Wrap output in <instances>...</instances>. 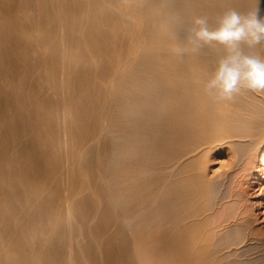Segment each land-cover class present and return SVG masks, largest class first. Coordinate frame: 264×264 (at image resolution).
Returning a JSON list of instances; mask_svg holds the SVG:
<instances>
[{
    "label": "rangeland",
    "instance_id": "374dc122",
    "mask_svg": "<svg viewBox=\"0 0 264 264\" xmlns=\"http://www.w3.org/2000/svg\"><path fill=\"white\" fill-rule=\"evenodd\" d=\"M50 1H51V3H50ZM56 1H57V3H56ZM56 1L55 0H48V2H47V0H20V2H18V0H5V1L0 0V2H1L0 6H2V7H0V25L3 26L2 28L4 31V32H0V37H1V40L3 41V43H2L3 47H2V45L0 46V50L3 49L2 51H0V73L3 74V75L0 74V105H1L0 117H2V118H0V120H1L0 121V127L2 126L0 128V176L2 175V179H3V174H6V175L10 174L11 176L10 175L9 176H10L12 181L16 182L19 179V181L22 182V184H23V182H26V185L23 184V186H21V185L17 186L18 185L17 184L16 185L17 187L12 188L13 191L6 189L2 180L0 182V194H1L0 195V209H1L0 210V229H1L0 230V241L3 244V245H0V247H1V249H4V248L6 249V250L4 249L3 251H0V257H1L0 258V261H1L0 264H18L20 262H21V264H24L25 260L27 262L25 264H37V262H40L41 264H49L50 261H47V260H50V258H51V264H65V263L66 264H75V263L78 264V262H79V264L81 262H84L81 264H97L98 262L100 264H102V263L103 264H110V263L111 264H140L139 260L137 259V257L140 258V256H138L137 253L140 254L141 257L142 256L146 257L147 252L144 253L145 255H143L142 254L143 252H136L134 250V248H133V239H134L133 237L134 236H133V233H131L127 229L128 224L125 222V217L127 215H129L130 213H133L135 211V209L137 210L138 209L137 207L140 208L141 205H142V207H144L146 205H150L151 202H155L156 201L155 199L158 198L156 195V192H155L156 191L155 187L157 186V179H158V176L160 174L159 170H160V164L161 163H160L159 158L156 156L157 149L159 146V138H158V135L156 134V132H154V131H157V128H158L157 126L159 125V120H158V118H156L157 115L159 114L158 113L159 107H156V105H158L157 102H159V98L161 97V93L165 92V91H163L162 86L160 85L162 83L161 79H162L163 75L165 76L168 73L171 74L170 72L175 71V69L178 70V67L180 65L182 66V64L189 59H194V58L204 59L206 56L204 51H206V50H203V51H201L199 53H195V54L189 52L183 56L176 55V53L174 51L175 46L177 44H182L184 42V36H185V33L183 31L184 27L181 26L180 28H176L174 25H172V23H169L168 11L165 9V7H162V6H159L160 8L155 7L157 9V11L155 8H152V9H150L151 11H149V12L147 11L145 13L146 16L143 19L145 21V22H143V25L146 28L143 29L144 27L141 26L142 27L141 32H143V33H141L142 34L141 38L144 40H147L146 37H148V35L151 34V32L155 28H157L159 20H162L163 24H162L161 34H162L163 40L160 43L156 44V46H153V47L148 48L146 50L142 49V52L141 51L138 52L139 54L136 53V55L134 57H137V58H134L133 59L134 61L132 60L131 64L127 66L128 69L126 68L123 70V72L119 73L118 78H116V80L112 84V83L108 82V80L111 78L110 77L106 78V79H108V80H106L105 77L101 76V74H102L101 72H103L108 67L109 63L112 62L113 65L115 66L118 63L119 59H120L119 62L121 61V58H122L121 53L123 52V49L127 46L123 43L127 44L126 41L128 39V36L130 35V32L129 33L125 32L123 30V26L120 27V25H122L121 22L124 24L127 23V22L125 23L124 19H127V20L129 19L128 23H133V21H135L134 15L131 16L130 12L128 13V10L125 11V9L123 7H122L123 10H122V8L121 9L117 8V4H118L117 2H119L120 0H118V1H116V0H107V1L106 0H94L95 3L93 0H90L91 2L93 1L91 4L95 5L97 3V6H99V8H102V10L105 12L104 13L102 11V15H104L107 19L111 15L109 17V19L111 18L113 20L112 21L110 19L108 22V25L103 24L104 20H102L103 23H102V21H101V23L103 25H100L101 23L100 24L98 23V24L93 26L92 22L96 19H95L94 14L91 13L92 11L89 12V9H90L89 5H91L90 1H88V0H71V1L68 0L66 2H63L61 0L60 1L56 0ZM124 1L127 3V0H124ZM186 1L189 2L188 0H186ZM247 2H250V1L249 0H247V1L246 0L245 1L244 0H232L231 3L229 4L230 6L228 5V8L229 7L230 8H236L237 10H240L242 8L243 9L247 8V5H249V6L250 5L254 6V4L257 5V3H253V2H250L249 4H247ZM258 2H259L258 6L260 7L259 9L264 10V0H263V2H262V0H260V1L258 0ZM58 3H59V5H57ZM218 3L220 4L221 2H218ZM218 3L212 2L213 6H215V4H217V5L214 8L206 6L203 8L204 10L203 9L201 10V12L204 11L206 14L219 13V12L223 11L222 9L227 8V7L223 8L224 6L222 7V5H219ZM10 4L14 8L10 7L11 6ZM62 4L66 5V6L68 4V6L66 7V6H63ZM7 5H8V7H7ZM61 6H63V7H61ZM72 6H74V8H72ZM217 6L221 7L222 9L217 8ZM254 7H256V6H254ZM22 8H24L25 10H26V8H28L25 11L26 13L24 12V9H22ZM45 9H47V10L45 11ZM86 9L88 10V12L86 11ZM20 11H21V13H20ZM24 13H25V15H24ZM54 13H56V14H54ZM125 14H127V15L124 18ZM34 15H36V16L34 17ZM62 15H64V16H62ZM10 16H11V18H10ZM46 16L49 18L48 22H47V20H45V19H48V18H46ZM66 16H67V18H66ZM128 16H131L132 19H130ZM147 16H149V17H147ZM23 17H25V18H23ZM115 17H116V19H115ZM118 17H119V21H118ZM185 17H184V20L189 21L188 23H190V19H187ZM58 18L59 19L61 18L60 19L61 21H59ZM63 18L65 19V21ZM43 20H45V21H43ZM119 22H120V25H118ZM80 23H82V24H80ZM116 23H118V24H116ZM5 24H7L9 27ZM49 24H50V26H49ZM77 25H83V28L79 31H77L76 29L74 31V26H77ZM4 26H7L8 29L7 28L5 29ZM27 26H29V29ZM114 26H116V27L114 28ZM118 26L120 28H122V29H120L121 31L119 29H117ZM10 27H12V28H10ZM16 27H17V29H15ZM71 28H73V29H71ZM11 29H14V30L11 31ZM9 30H10V32H9ZM102 30H103V32H102ZM122 30L125 33H123ZM145 30H147L146 33H145ZM25 32H27L29 35L28 34L26 35ZM108 32H109V34H108ZM115 32H117V33L120 32L118 35L121 38L118 36L116 37L115 35L117 33L115 34ZM3 33H5L6 35ZM102 33H104V34H102ZM121 33L123 35H125V37H127V39L125 38L126 40L124 38H122ZM31 34H33L32 35L33 38H31ZM45 34L48 35V37H50V39H49V41H47V43L44 44V43H41V38H42V35H45ZM110 34L111 35L113 34L112 36H114V37H112ZM62 35H64L65 37ZM27 36H29V37H27ZM6 37H7V40L5 41ZM12 38H13V41H12ZM30 38L32 40H34V42L33 41L31 42ZM110 38H112L114 41L112 42V39H110ZM19 39H21V43H20ZM29 39H30V41H29ZM85 39H87V40H90V39L93 40L94 39L95 41L94 42L93 41L87 42V41H85ZM99 39H104V41H101L102 42L101 43V42H99L100 41ZM22 40H24L25 42H23ZM27 40L30 43L29 45L25 44ZM56 40H57V42H56ZM83 40L87 43H85ZM28 41H27V43H28ZM53 41L55 43H53ZM96 41H97V43H96ZM13 42H16V43H13ZM90 42H92V44L89 46ZM8 43H11V44H8ZM19 43H20V45H19ZM33 43L35 46H37L38 44L40 46L39 45L37 46V48H38L37 52L32 53L29 50L31 49V47H33ZM93 43L96 45L98 44L97 46H99L98 50L99 51L101 50L100 52L104 51V48H103V50L101 49L102 47H104V46H106L107 48L110 47V51L112 50L114 56L112 54L107 55L106 52L104 55V53L102 52L103 55L97 56V58L93 57L95 59L92 60V62H91V60H90L91 57H89L88 53L91 50L90 48H91V46H93ZM75 44H78L79 45L78 48L80 47L82 50L80 48L78 49L79 51L76 50L74 48ZM84 44H86V45H84ZM100 44H102L101 47H100ZM108 44L111 46H108ZM6 45H8L9 47ZM14 45H15V47H14ZM24 45H25V47H24ZM5 46L7 47V49H9L7 51H10L12 54L11 53L10 54H4V53H9V52H6ZM11 47H14V48H11ZM112 47H113V49H112ZM22 48H24V49H22ZM25 48L29 49V50L27 51ZM14 49H15V52H16V50L18 52H16V53L13 52ZM108 50H109V48H108ZM21 51H23L24 55L21 53ZM109 52H107V53H109ZM20 53L22 55H20ZM16 54H18V55H16ZM25 54H28V56H26ZM64 54H65V57H64ZM66 54H68V55H66ZM77 55H78V57L76 58ZM24 56H26V57H24ZM87 56H88V58H87ZM4 57L5 58L8 57L7 60L5 59L6 60L5 62H4ZM45 57H47V59ZM10 58H14V59H10ZM25 58H27V59H25ZM41 58H43V59H41ZM62 58L65 60H63ZM93 58H91V59H93ZM9 59L12 61L14 60L12 62V64H11V61ZM170 59H172V62L169 61ZM83 61H84V63H83ZM93 61H95V62H93ZM115 61L117 62L116 64H115ZM6 62H9V63H6ZM49 62H50L51 66L53 64L52 67H50V65L48 64ZM26 63H28V64H26ZM25 64H26V66H25ZM36 64H37V66H36ZM5 66H7V67L4 69ZM53 67H55V68H53ZM52 68L54 69L53 71L55 73L52 70L50 71V69H52ZM65 68H66V70H65ZM16 69L17 70L19 69V72ZM68 69H69V72L67 71ZM92 69H94V70H92ZM59 71H61V72H59ZM64 71L67 73H64ZM52 72L54 73V75H52L53 74ZM26 74H28V75H26ZM93 74H94L96 80L93 79V77H94ZM133 74H134V77H133ZM34 75H36V77ZM51 75H52V78H51ZM56 75H57V77H56ZM1 76L3 78H1ZM26 76H27V79H26ZM53 76H55V78ZM75 77H76V79H75ZM155 77H156V79H155ZM48 78H50L49 81L55 79L54 81L55 82L57 81L56 84L54 83V81H52V83L55 84V85L54 84L52 85V83L48 81ZM132 78H133V80H132ZM117 79L119 81H117ZM152 79L154 81L151 82ZM91 80H94V81H91ZM74 82L76 83V85H74L75 84ZM96 82H98V83H96ZM59 83H61V84H59ZM16 84L18 86L20 85L21 87L23 86V89H21V92L19 95L17 94L18 93V91H17L18 86ZM92 84H94V86ZM1 86H3V87H1ZM59 86H60V89H59ZM95 86H97V87H95ZM28 87H30V88H28ZM62 87H63V89H62ZM98 87H100L101 90H99L100 88H98ZM108 88H110L111 90ZM116 89H118V90H116ZM108 90H109V92H108ZM100 91H101V93H100ZM43 93H44V95H43ZM157 93H158V95H157ZM98 94L100 97L97 96ZM103 94H104V96H103ZM55 95H57V96H55ZM101 95L104 97V99ZM114 95H115V98H114ZM4 96H5V98H4ZM116 97H118V98H116ZM157 99H158V101H157ZM17 100L20 102L19 105L16 103ZM67 100H69V101L67 102ZM99 102H101L102 105ZM33 105H34V107H33ZM95 105H97V106H95ZM52 106H54L55 109ZM108 106L113 107V108H110ZM22 107L24 109H22ZM96 107H98V108H96ZM25 108H27V109H25ZM28 108H31V109L29 110ZM68 108H71V109H68ZM52 109H54V110H52ZM56 109L58 111H56ZM7 111H9V112L7 113ZM96 112L99 115H97ZM144 112H147L148 117L144 116ZM9 113H10V115H8ZM11 114H12V116H11ZM93 114H95V115H93ZM4 115H5V118H8V120L3 118ZM16 115H17V117H16ZM21 115H23L24 117ZM109 116L112 118H110ZM21 117H23V118H21ZM25 117H27V119ZM95 117L96 118L98 117L99 119L97 118L98 119L97 120V119H95ZM102 118H104L106 120V122H104L103 121L104 119H102ZM50 120H51V122H50ZM56 122H57V124H56ZM95 122H98V123H95ZM103 122H104V124H101ZM22 123H24V124H22ZM7 124H10V128H9V125H7ZM11 124H13V125H11ZM102 125H104V126H102ZM11 126H15V128L13 129V127H11ZM76 127H77V129H76ZM6 129H7V131H6ZM29 130H31L30 133H28ZM88 130H91V132ZM149 130H151V131H149ZM87 131H88L89 135H86ZM93 131H95V133ZM150 132H151V134H149ZM69 133L71 136L69 135ZM90 133L91 134L93 133L95 137H98L99 141L97 140L98 141V142H96L97 144L95 143L96 146L94 145L91 149H89L86 152L84 159H83V162H81V164L75 163V162L73 163V154L75 153L74 148L76 147V145H79L80 142L82 143L83 140L86 142L90 139L91 136L94 137L93 134L91 135ZM20 135L22 138L20 137ZM76 136H79V137H76ZM80 136H82V137H80ZM64 137H65V139H64ZM83 137H84V139H83ZM1 138H3V139H1ZM6 138H7V140H6ZM57 139H60V140H57ZM23 140H25L26 142H24ZM27 141L29 143H27ZM55 141H56V143H55ZM71 141H72V143H70ZM49 144H51V145L49 146ZM28 146H30V147L28 148ZM57 147H58V149H57ZM30 148L32 150V154L30 153L31 151L28 150ZM27 150H28V153L26 152ZM21 151L23 154L21 153ZM53 151H55V152H53ZM57 151L59 153H56ZM1 152L3 155L1 154ZM5 154H6V156H4ZM25 154H27L26 157H24ZM29 154H31V156ZM52 155H53V157H52ZM70 155L72 157H70ZM108 155H110V156H108ZM55 156H57V157H55ZM29 157L32 160L31 161L29 160V162H28V161H26V159L28 160ZM3 158H4V162H3ZM15 162H17V163H15ZM2 163H3V165H2ZM21 163H23V164H21ZM143 163H144V165H143ZM145 163L147 164V166ZM213 163H216V164H214L215 165L214 168H215L217 166V160ZM255 163L256 164H254V166H253L254 168L252 167L242 176L241 183H239L241 185L238 186V191H237L236 186L233 185V181H230L231 179L230 180L228 179L227 182L226 181L224 182V184H223L224 188L223 187L221 188L220 186H218L216 188L217 191L215 192L214 195H217V198L222 196V194H224V193L226 195L231 194V196H226L224 194L223 195L224 198L226 197L225 200L223 199V197H220V199L222 198L224 200V202L220 201V204L215 205V206L219 205L218 206L219 209H218V207H215L214 205L211 204V206H213V207H212V209H209L210 212L209 211L206 212L204 210H201V212L199 214L200 216H198L196 218V219L204 220L205 215L207 213L206 218L208 219V221H210L209 224L210 223L213 224L212 222H214V220H213L214 216L217 217L216 214L218 215V213H220L219 210L223 209L224 215L222 217L223 220H221V221H223L224 224L226 223V225H229V226L223 225L225 228L223 226H221V228H218L216 230V229H213L215 227L210 224L211 226H213L212 229L214 231V233L212 235H210L212 237V238H210V241H211L213 246L210 247L212 250L209 248L210 251L208 250L207 251L208 253L205 252L206 255L208 254L207 256L205 255L204 252H201L202 256L205 255L207 257V259H206V257L204 256L205 264L206 263L207 264H216V262H217V264H223V262H224V264H230V263L231 264H240V261L242 264V262L245 261L243 258H245L247 256H245L246 255L245 254V255H243V258H242L241 255L243 253L240 254V252H239L240 255L238 254V251L236 249V243H234L233 244L234 246H233V245H231L233 242L230 243L229 240H227V242H226L225 238H222V237H226V236H224V234H226V232L229 231L228 228H230V230H231L233 228V226H235L233 224H237L240 226L242 223H244V225L242 224L244 227L241 225L244 228L243 229L244 232L245 231H247L248 233L250 232L249 235L257 236V238H264V159L261 157V155L257 156ZM16 164H18V165H16ZM133 164H135V165H133ZM23 165L25 168L23 167ZM255 165H256V167H255ZM26 166H28V168H26ZM120 166H121V168H120ZM134 166H136V167H134ZM141 166H142V168H141ZM29 167H30V169H29ZM114 167H116V169ZM148 167L151 169H149ZM2 168H4V169L2 170ZM79 168H81V170H83L84 175H85V176H83L82 179H81V177H79L80 176L78 173ZM100 168H102V169H100ZM15 169H17V170L15 171ZM156 169H158V170L156 171ZM25 170H26V172H24ZM151 170H153V171H151ZM27 171H29V172L27 173ZM11 172H13V173L16 172L15 173L16 175L14 174L15 175L14 176L13 173L11 174ZM132 174H133V176H132ZM129 175L131 178L128 177ZM143 175H145V176H143ZM125 177H126V179H125ZM43 178H44V181H43ZM119 178H120V180H119ZM127 180H128V182H127ZM59 181H61L62 183ZM77 181L80 183H78ZM82 182L85 185L87 184L89 187L92 186V187H90V191L83 194V195L78 196L75 199L76 202L74 203L75 204L74 206L73 205L72 206L66 205L65 202L63 201L64 200V195H63L64 190L63 189H65V190L68 189L67 185H70V188L72 187L71 189H75V188L78 189V188H80ZM230 182H232L231 187H229V189L231 188V192L229 189L226 188V187L230 186L229 185ZM27 184H28V186H27ZM126 184H127V186H126ZM154 184H155V186H154ZM225 184H227L228 186ZM133 186H135V187H133ZM241 186H242V188H241ZM232 187H233V190H232ZM104 188L107 191L104 190ZM146 188L149 190H147ZM218 188L221 189V191H222V192H219V194L222 193L220 195L216 194V193H218V191H220ZM130 189H132V190H130ZM59 191H61V192H59ZM143 191L145 193H143ZM235 191L237 193L240 192L239 193L240 196L237 195V193ZM23 192H25V193H23ZM134 192H135V194H133ZM39 193H40V195H39ZM59 193H60V196H58ZM61 193H62V195H61ZM129 193H130V195H128ZM139 193H141V194L139 195ZM146 193L148 194V197L146 196L147 195ZM11 194L13 197H11ZM235 194L238 196V199L235 197V199L237 201L234 200V197H233V195H235ZM24 195L27 197H24ZM149 195H151L152 197ZM214 195L212 197L216 198V197H214ZM55 196L57 197V199H55L56 198ZM82 196H84V197H82ZM8 197H10L11 200H9L10 198H8ZM142 197L144 200H142ZM153 197H154V199H153ZM239 197H240V199H239ZM150 198H151V200H150ZM25 199H26V201H25ZM37 199H38V201H37ZM44 199H46L47 201ZM13 200L15 203L13 202ZM131 200L134 202L131 203ZM36 201H37V203H36ZM39 201H40V203H39ZM49 201H51V202H49ZM226 201H227V204H225ZM61 202L62 203L64 202L63 203L64 205ZM108 202L109 203L112 202V203L109 204ZM231 202H232L233 207L230 204ZM235 202H237V203H235ZM8 203H9V205H8ZM233 203L235 205H233ZM32 204L36 207L34 208ZM26 205L31 206V207L27 206V209L29 207L28 212L26 209ZM220 205H223V207ZM6 206H8V207H6ZM42 206H44V207H42ZM65 206H67V208H68L67 210H66ZM227 206H231L230 210H229V207H227ZM13 207H15V208H13ZM37 207H39V208H37ZM54 207H55V209H54ZM133 207H135V208L133 209ZM9 208H10V210H9ZM20 208L26 209V210H24L25 212L21 211L22 209H20ZM30 208H31V210H30ZM69 208H70L71 212H70ZM213 208H216V209L213 210ZM12 209H16V210H12ZM43 209L46 211H44ZM32 210H33V212L30 213L29 211H32ZM35 210H36V212H35ZM72 210L75 212L73 213ZM131 210H133V211H131ZM227 210L232 211L230 213V215L233 214L232 216H235V217H231L229 215V211L226 212L227 215H225L226 214L225 211H227ZM37 211L38 212L41 211V214L38 213ZM64 211L65 212L67 211L68 213L66 212V214H65ZM126 211L127 212L129 211L130 213L128 214V213H126ZM236 211H237V213H236ZM62 212L66 216L71 217V218H69L70 221L69 220L65 221L67 218L65 217L64 214H62ZM112 212H113V214H112ZM243 212H245V213H243ZM12 213H14V214L11 215ZM25 213H26V215H25ZM27 213L32 214V215H29ZM148 213H144L141 217H139L141 219L138 218L137 223L142 224L144 222V218H147ZM208 213H210V214H208ZM222 213L219 214L220 216L218 215L219 220L222 216L221 215ZM242 213L245 216L241 219L240 214H242ZM67 214H69V215H67ZM9 215H11L14 219L11 216L9 217ZM101 215H103V216H101ZM61 216L62 217L64 216L63 219ZM99 216H101V217H99ZM224 216H226V218ZM228 216L231 218H229ZM59 217H60V220H59ZM79 217H80V220L78 219ZM91 217H92V219H91ZM203 217H204V219H203ZM45 218H46V220H45ZM142 218H143V220H142ZM233 218H236V220H233ZM1 219H3V220H1ZM5 219H7L9 222H6L7 220L5 221ZM112 219L115 221H113ZM230 219H232V221ZM239 219H241L240 223H238ZM211 220H213V221L211 222ZM242 220H244V221L241 222ZM26 221H28V222H26ZM32 221H34V222H32ZM44 221H45V223H44ZM59 221L62 223H60ZM215 221H217L216 218H215ZM227 221L228 222L230 221L229 223L231 224V227ZM66 222L68 225L66 224ZM77 222H79V224ZM81 222H82V224H81ZM36 223H38V224H36ZM46 223H48V225ZM70 223L72 226L70 225ZM216 223L217 222L214 223L215 226L217 225ZM4 224H6L7 228L5 227ZM29 224H30V226H29ZM40 227H41V229H40ZM48 228H49V230H48ZM71 228H73V229L71 230ZM247 228H249L250 230L248 231ZM5 229H7V230H5ZM3 230H5V231H3ZM32 230H34L35 232ZM215 230H216V232H215ZM124 231H125V233H124ZM217 231H218V233L220 231H222V234L220 232L219 234H221V235H219L217 233ZM15 232H16V234H15ZM55 232H56V234H55ZM128 232H130V233H128ZM223 232H224V234H223ZM48 233L50 235H47ZM100 233H101V235H100ZM8 234H9V236H8ZM7 237H10L12 239V241H11V239H9V241L4 239ZM46 237H48V239ZM57 237L59 239L60 238L61 239L59 240ZM69 237H70V239H69ZM218 237H220V238H218ZM38 238L39 239L41 238V239L39 240ZM75 238L77 241L75 240ZM2 239H4V240H2ZM50 239L52 240V242ZM58 240H59V242H58ZM108 240L110 243L108 242ZM221 240H224V241L221 242ZM4 241H6V242H4ZM24 241H25V243H24ZM56 241H57V244H56ZM7 242H8V245L6 246ZM45 242H47V243H45ZM216 242L218 245H216ZM228 243L230 245L229 249H231V251L227 248L229 246ZM48 244H49V246H48ZM66 244H68V245H66ZM73 244H75V245H73ZM31 245H32V247H31ZM62 245H64V246L62 247ZM86 245L88 246V248ZM14 246H15V248H14ZM108 246L110 247L109 249H108ZM7 247H8V249H7ZM47 247H49L50 250ZM65 247H67V248H65ZM237 247H238V245H237ZM72 248H74V249H72ZM75 249H78V250H75ZM17 250H18V252H17ZM60 250H61V252H59ZM44 251H46V252L43 253ZM64 251H66V253ZM98 251H100L99 255H98V253H99ZM110 251H111V253H110ZM232 251H233V253H230ZM80 253H81L80 256L77 255ZM155 253L156 252L147 253V254H150L152 257L150 258L151 260L148 259L151 261V263H149L150 261H148L146 263L157 264V262L159 263V261L165 257V252L164 253L159 252L160 254L157 252L156 255H155ZM209 253H211V254H209ZM33 254H34V257H33ZM37 254L39 255V257L40 256H42V257L38 258ZM68 254H70V255H68ZM73 254L74 255L76 254V258H75V256H73ZM237 254H238V256H237ZM29 255H31L32 257ZM150 255H148L147 258L150 257ZM159 255L161 257H159ZM25 256H28V257H25ZM97 256L98 257L100 256L97 259L98 261L96 260ZM60 257H61V259H60ZM135 257L138 261L135 259ZM29 259H30V261H29ZM74 259H76V260H74ZM157 259H159V261ZM215 259H217V260H215ZM72 260H73V262H72ZM95 260L97 261L96 263H95ZM207 260H209L210 263H208L209 261H207Z\"/></svg>",
    "mask_w": 264,
    "mask_h": 264
},
{
    "label": "bare ground",
    "instance_id": "6f19581e",
    "mask_svg": "<svg viewBox=\"0 0 264 264\" xmlns=\"http://www.w3.org/2000/svg\"><path fill=\"white\" fill-rule=\"evenodd\" d=\"M5 1V0H4ZM56 1V0H55ZM60 1V0H58ZM63 2H66L68 0H61ZM71 1V0H70ZM90 1V0H88ZM94 1V0H93ZM92 1V2H93ZM107 1V0H106ZM118 1V0H116ZM189 2H187L186 0H127V3L124 1V0H120L119 2H117V8H124L125 11L128 10V13L130 12L131 16L134 15V20L133 23H128L129 19H124L125 23H122V25H120V22L118 25L123 26V30L125 32H130V35L128 36V39L127 37H125V35H123L121 33V36L122 38H126L127 39V44L126 43H123L125 45H127L124 49H123V52L121 53L122 54V58H121V61L119 62L118 60V63L115 61V66L113 65V63H109L108 67L103 71L101 72V76L102 77H105L106 78H111V79H106L108 80V82L112 83L116 80V78H118L119 76V73L120 72H123L124 69L127 68L128 65L131 64L132 60L134 58H137V57H134L136 55V53L138 52H142V49L143 50H146L148 48H151L153 46H156V44L160 43L162 40H163V37H162V34H161V30H162V20H159L158 22V26L157 28H155L151 34L148 35L147 40H144L141 38V28L144 27L143 25V22H145L143 19L144 17L146 16V12L148 11H151L150 9L152 8H157L159 6H162V7H165V9L168 11V21L169 23H172V25H174L176 28H180L181 26H183L184 28L189 24L188 22L189 21H186L184 20V17L187 18V19H190L191 21V18L193 16H198V15H204L206 14L204 11L201 12V10L204 8V7H215L217 4H215V6L212 5V2H221L219 5H222L223 8H228V5L231 3L232 0H188ZM245 1V0H244ZM247 1V0H246ZM250 2H253V3H257V0H249ZM260 1V0H259ZM18 2H20V0H18ZM48 2V0H47ZM90 1V4L92 3ZM193 2V3H192ZM250 2H247V4H249ZM263 2V0H262ZM1 3V2H0ZM6 3V2H5ZM51 3V1H50ZM57 3V1H56ZM77 3V2H76ZM95 3V1H94ZM100 3V2H99ZM98 3V4H99ZM102 3V2H101ZM126 3V4H125ZM259 3V2H258ZM45 4V3H44ZM79 4V3H78ZM116 4V3H115ZM9 5V4H8ZM7 5V7H8ZM11 5V4H10ZM59 5V3L57 4ZM61 5V4H60ZM63 5V4H62ZM87 5V4H86ZM103 5V4H102ZM101 5V6H102ZM165 5V6H164ZM212 5V6H211ZM46 6V5H45ZM63 6H66V5H63ZM61 6V7H63ZM68 6V4H67ZM66 6V7H67ZM90 6V9H89V12H91L92 14H94L95 16V19L92 23H93V26L96 25V24H100L102 20H104V23L102 21L103 24L105 25H108V22L109 20V16L108 19L102 15V8H99V6H97V3L95 5L91 4L89 5ZM88 6V7H89ZM115 6V5H114ZM230 6V5H229ZM246 6V5H245ZM254 6L257 7L256 4H254ZM254 6H249L247 5V8H242L240 9L239 11H248L250 9H253L255 8ZM263 6V5H262ZM2 7V6H0ZM10 7H13L12 5ZM116 7V6H115ZM259 7V6H258ZM14 8V7H13ZM46 8V7H45ZM72 8H74V6H72ZM80 8V7H79ZM86 8V7H85ZM122 8V10H123ZM155 8V9H156ZM160 8V7H159ZM217 8H221V7H218ZM226 8V9H227ZM230 8V7H229ZM260 8V7H259ZM262 8V7H261ZM8 9V8H7ZM24 9V8H22ZM28 8H26L27 10ZM65 9V8H64ZM207 9V8H206ZM222 9V8H221ZM3 10V9H2ZM24 9V12L26 11ZM47 9H45L46 11ZM119 10V9H118ZM164 10V9H163ZM165 10V11H166ZM204 10V9H203ZM222 10H225V9H222ZM63 11V10H62ZM67 11V10H66ZM69 11V10H68ZM73 11V10H72ZM86 11L88 12V10L86 9ZM157 11V9H156ZM211 11V10H210ZM220 11V10H219ZM16 12V11H15ZM49 12V11H48ZM104 12V11H103ZM222 12V11H221ZM18 13V12H17ZM21 13V11H20ZM26 13V12H25ZM24 13V15H25ZM47 13V12H46ZM68 13V12H67ZM90 13V14H91ZM105 13V12H104ZM116 13V12H115ZM125 13V12H124ZM209 13V12H208ZM220 13V12H219ZM34 14V13H33ZM56 14V13H54ZM89 14V13H88ZM121 14V13H120ZM148 14V13H147ZM150 14V13H149ZM165 14V13H164ZM216 14L218 13H212V14H207L209 15L210 17H214ZM50 15V14H49ZM48 15V16H49ZM108 15V14H107ZM106 15V16H107ZM127 14L124 15V18ZM36 15H34L35 17ZM64 16V15H62ZM92 16V15H91ZM131 16H128L130 19ZM260 16L261 17H264V10L260 9ZM71 17V16H70ZM149 17V16H147ZM11 18V16H10ZM13 18V17H12ZM25 18V17H23ZM22 18V19H23ZM46 18H48L46 16ZM67 18V16H66ZM91 18V17H90ZM127 18V17H126ZM61 19V18H60ZM59 18L58 20L61 21ZM64 19V18H63ZM116 19V17H115ZM49 20L48 19H45ZM43 20V21H45ZM112 20V19H111ZM36 21V20H35ZM65 21V19H64ZM113 21V20H112ZM118 21H119V17H118ZM151 21V20H150ZM9 22V21H8ZM81 22V21H80ZM153 22V21H152ZM58 23V22H57ZM73 23V22H72ZM86 23V22H85ZM100 24V25H103V24ZM107 23V24H106ZM31 24V23H30ZM36 24V23H35ZM46 24V23H45ZM82 24V23H80ZM7 25V24H5ZM63 25V24H62ZM74 25V24H73ZM110 25V24H109ZM8 26V25H7ZM7 26H4L5 29L8 27ZM50 26V24H49ZM48 26V27H49ZM113 26V25H112ZM142 26V27H141ZM3 26L0 25V32H4L3 31ZM25 27V26H24ZM23 27V28H24ZM28 29H29V26H27ZM116 26H114L115 28ZM118 26L117 29H122ZM12 28V27H10ZM14 28V27H13ZM56 28V27H55ZM83 28V25H77V26H74V31L75 29L77 31L81 30ZM146 27H144L143 29H145ZM4 29V30H5ZM17 29V27L15 28ZM25 29V28H24ZM44 29V28H43ZM61 29V28H60ZM73 29V28H71ZM14 30V29H11V31ZM113 30V29H112ZM122 30V32H123ZM17 31V30H16ZM19 31V30H18ZM108 31V30H107ZM121 31V30H120ZM147 30H145V33H146ZM184 31V30H183ZM10 32V30H9ZM8 32V33H9ZM20 32V31H19ZM49 32V31H48ZM59 32V31H58ZM103 32V30H102ZM111 32V31H110ZM123 32V33H125ZM6 33V32H5ZM3 33V34H5ZM26 35L28 34L27 32H25ZM24 33V34H25ZM112 33V32H111ZM117 32H115L116 34ZM120 32H118L115 36L117 37H120L118 34ZM21 34V33H20ZM48 34V33H47ZM104 34V33H102ZM109 34V32H108ZM107 34V35H108ZM6 35V34H5ZM8 35V34H7ZM29 35V34H28ZM33 34H31V38ZM111 35V34H110ZM113 35V34H112ZM111 35V36H112ZM64 36V35H62ZM61 36V37H62ZM81 36V35H80ZM99 36V35H98ZM124 36V37H123ZM145 36V35H144ZM4 37V36H3ZM29 37V36H27ZM65 37V36H64ZM103 37V36H102ZM114 37V36H112ZM5 38V37H4ZM9 38V37H8ZM16 38V37H15ZM22 38V37H21ZM30 38V39H31ZM36 38V37H35ZM79 38V37H78ZM81 38V37H80ZM87 38V37H86ZM92 38V37H91ZM121 38V37H120ZM26 39V38H25ZM29 39V41H30ZM37 39V38H36ZM50 37H48V35H42V38H41V43H47V41H49ZM66 39V38H65ZM77 39V38H76ZM112 39V38H110ZM125 39V40H126ZM0 40H1V37H0ZM7 40V37L5 39V41ZM15 40V39H14ZM20 40V43H21V39ZM54 40V39H53ZM79 40V39H78ZM101 41H104V39H99ZM123 40V39H122ZM12 41H13V38H12ZM16 41V40H15ZM23 42H25L24 40H22ZM28 41V40H27ZM26 41V45H29V41L27 43ZM34 42V40L31 39V42ZM51 41V40H50ZM84 41V40H83ZM82 41V42H83ZM85 41H95L94 39H90V40H87L85 39ZM84 41V42H85ZM114 40L112 39V42ZM116 41V40H115ZM18 42V41H17ZM57 42V40H56ZM66 42V41H65ZM79 42V41H78ZM81 42V43H82ZM83 42V43H84ZM85 42V43H87ZM107 42V41H106ZM119 42V41H118ZM3 41L1 40L0 41V46L2 45ZM13 43H16V42H13ZM12 43V44H13ZM19 43V45H20ZM52 43V42H51ZM53 43H55L53 41ZM97 43V41H96ZM102 43V42H101ZM116 43V42H115ZM8 44H11V43H8ZM32 44V43H31ZM63 44V43H62ZM92 44V42H90L89 46ZM23 45V44H22ZM39 45V44H38ZM37 45V46H38ZM51 45V44H50ZM86 45V44H84ZM96 44L93 43V46H91V50L89 51V57L93 58V57H96L97 56H100V55H105V52L107 55H113V52L112 50L110 51V47L109 50L106 46L102 47L101 49L103 50L104 48V51L100 52L98 50V47L99 46H95ZM102 44H100V47H101ZM104 45V44H103ZM8 46V45H6ZM5 46L6 48V52H9V53H4V54H10L11 52L10 51H7L9 49H7V47ZM18 46V45H17ZM37 46L34 45L33 43V47H31V49H26L27 51L29 50L30 52H37L38 51V48ZM40 46V45H39ZM44 46V45H43ZM53 46V45H52ZM78 44H75V49L78 50ZM88 46V45H87ZM108 46H111L108 44ZM124 46V45H123ZM3 47V45H2ZM1 47V48H2ZM9 47V46H8ZM15 47V45H14ZM14 47H11V48H14ZM20 47V46H19ZM23 47V46H22ZM25 47V45H24ZM54 47V46H53ZM52 47V48H53ZM96 47V48H95ZM107 49H106V48ZM21 48V47H20ZM60 48V47H59ZM68 48V47H67ZM88 48V47H87ZM18 49V48H17ZM24 49V48H22ZM81 49V48H80ZM100 49V48H99ZM107 51H106V50ZM113 49V47H112ZM3 49H1L0 51H2ZM12 50V49H11ZM19 50V49H18ZM82 50V49H81ZM80 50V51H81ZM206 51L205 54V58L204 59H197V58H194V59H189L187 60L186 62H182V66L180 65L178 67V70L175 69V71H172L170 72L171 74H167V75H163L161 81L162 83L160 84L162 86V89L163 91H165L164 93H161V97L159 98V102L158 105H156V107H159V114L157 115L156 118H158L159 120V125L157 126V131H154L156 132V134L158 135V138H159V146H158V149H157V153H156V156L159 158L160 160V174L158 176V179H157V186L155 187L156 188V195H157V199H155L154 201L155 202H151L150 205H146L144 207H142V205L139 207H137L138 209L133 212V213H130L129 211L126 213H130L129 215H127L125 217V222L128 224V230L133 233V248L136 252H143L142 254L145 255L144 253H150V252H156L155 255L157 254V252H165V257L159 261V259H157L159 261V263L157 262V264H205V261H204V256L206 255L205 252H207L209 250L210 247H212V243L210 241V238H212L210 235H212L214 233L213 229H218V228H221V226L225 225V226H229V225H226V223L224 224L223 221V215H224V212H223V209L219 210L220 213H222L221 215V218L220 220L218 219V215L220 213H218V215L216 214L217 217L214 216V222H212L213 220H211V222L215 228L212 229L213 226H211L209 224L210 221H208V219L206 218L207 216V211H209V209H212L213 206L212 205H216V204H220V201L224 202L225 198H224V194H222V196L220 197H223V199L221 200L220 197L217 198V195H214L215 192L217 191L216 188L218 186H220L221 188L224 186V182L228 181V179L230 181H233V185L236 186L237 188V191H238V186L241 185L239 183H241V178L242 176L249 170L251 169L255 163V160L257 158V156L261 155V157L264 159V93H256V92H251V91H242L239 95L236 96V98L233 100V101H214L212 100L208 95H206V93L204 92L203 90V87H202V84L200 83L202 80L206 79L208 74L211 72L213 66H214V63H215V60L217 58V56L219 54L222 53V49L220 48H217L215 49L214 51L212 50H207L205 49ZM74 51V50H73ZM79 51V50H78ZM88 51V50H87ZM110 51V52H109ZM258 51H259V54L264 57V45H260L258 46ZM15 52V49L14 51ZM16 52H18L16 50ZM15 52V53H16ZM25 52V51H24ZM71 52V51H70ZM86 52V51H85ZM109 52V53H107ZM119 52V51H118ZM14 53V54H15ZM21 53L24 55L23 51H21ZM20 53V55H22ZM28 53V52H27ZM55 53V52H54ZM53 53V54H54ZM57 53V52H56ZM119 53V54H120ZM203 53V52H202ZM12 54V53H11ZM19 54V53H18ZM16 54V55H18ZM70 54V53H69ZM78 54V53H77ZM139 54V53H138ZM204 54V55H205ZM2 55V54H1ZM15 55V56H16ZM19 55V56H20ZM26 56H28V54H25ZM31 55V54H30ZM29 55V56H30ZM68 55V54H66ZM87 55V54H86ZM7 56V55H6ZM10 56V55H9ZM24 56V57H26ZM33 56V55H32ZM70 56V55H69ZM75 56V55H74ZM114 56V55H113ZM12 57V56H11ZM31 57V56H30ZM40 57V56H39ZM48 57V56H47ZM47 57H45L47 59ZM54 57V56H53ZM63 57V56H62ZM64 57H65V54H64ZM68 57V56H67ZM78 57V55L76 56V58ZM112 57V56H111ZM139 57V56H138ZM141 57V56H140ZM8 58V57H7ZM7 58L4 57V62L7 60ZM15 58V57H14ZM14 58H10V59H14ZM22 58V57H21ZM28 58V57H27ZM25 58V59H27ZM88 58V56H87ZM91 62L92 60H94L95 58L91 59ZM6 59V60H5ZM9 59V60H10ZM17 59V58H16ZM39 59V58H38ZM43 59V58H41ZM52 59V58H51ZM63 59V58H62ZM142 59V58H141ZM20 60V59H19ZM24 60V59H23ZM37 60V59H36ZM50 60V59H49ZM48 60V61H49ZM65 60V59H63ZM136 60V59H135ZM138 60V59H137ZM11 61V64L12 60ZM42 61V60H41ZM46 61V60H45ZM44 61V62H45ZM47 61V62H48ZM67 61V60H66ZM113 61V60H112ZM134 61V60H133ZM169 61L172 62V59H170ZM25 62V61H24ZM54 62V61H53ZM52 62V63H53ZM95 62V61H93ZM107 62V61H106ZM6 63H9V62H6ZM20 63V62H19ZM60 63V62H59ZM63 63V62H62ZM84 63V61H83ZM137 63V62H136ZM24 64V63H23ZM28 64V63H26ZM25 64V66H26ZM50 65V62L48 63ZM95 64V63H94ZM142 64V63H141ZM35 65V64H34ZM48 65V66H49ZM55 65V64H54ZM69 65V64H68ZM29 66V65H28ZM37 66V64H36ZM53 66V64H52ZM50 65V67H52ZM77 66V65H76ZM75 66V67H76ZM93 66V65H92ZM91 66V67H92ZM98 66V65H97ZM7 66L4 67V69L6 68ZM21 67V66H20ZM19 67V68H20ZM30 67V66H29ZM39 67V66H38ZM63 67V66H62ZM105 67V66H104ZM183 67V68H182ZM32 68V67H31ZM30 68V69H31ZM55 68V67H53ZM50 69V71L54 70V69ZM64 68V67H63ZM87 68V67H86ZM95 68V67H94ZM27 69V68H26ZM34 69V68H33ZM32 69V70H33ZM62 69V68H61ZM89 69V68H88ZM128 69V68H127ZM135 69V68H134ZM3 70V69H2ZM17 70V69H16ZM29 70V69H28ZM64 70V69H63ZM66 70V68H65ZM94 70V69H92ZM174 70V69H173ZM19 72V69L17 70ZM34 71V70H33ZM45 71V70H44ZM69 72V69L67 70ZM88 71V70H87ZM42 72V71H41ZM54 72V71H53ZM52 72V73H53ZM61 72V71H59ZM126 72V71H125ZM141 72V71H140ZM8 73V72H7ZM11 73V72H10ZM23 73V72H22ZM25 73V72H24ZM32 73V72H31ZM34 73V72H33ZM55 73V72H54ZM54 73L52 75H54ZM64 73H67L64 71ZM73 73V72H72ZM1 75H3L2 73H0ZM19 74V73H18ZM21 74V73H20ZM29 74V73H28ZM26 74V75H28ZM47 74V73H46ZM51 74V73H50ZM57 74V73H56ZM70 74V73H69ZM95 74V73H94ZM93 74V76H94ZM97 74V73H96ZM22 75V74H21ZM52 75H51V78H52ZM61 75V74H60ZM59 75V76H60ZM75 75V74H74ZM127 75V74H126ZM129 75V74H128ZM24 76V75H23ZM30 76V75H29ZM32 76V75H31ZM36 77V75H34ZM64 76V75H63ZM73 76V75H72ZM162 76V75H161ZM17 77V76H16ZM47 77V76H46ZM55 78V76H53ZM57 77V75H56ZM126 77V76H125ZM133 77H134V74H133ZM159 77V76H158ZM157 77V78H158ZM1 78H3L1 76ZM6 78V77H5ZM12 78V77H11ZM20 78V77H19ZM59 78V77H58ZM63 78V77H62ZM67 78V77H66ZM65 78V79H66ZM71 78V77H70ZM87 78V77H86ZM89 78V77H88ZM13 79V78H12ZM18 79V78H17ZM26 79H27V76H26ZM37 79V78H36ZM42 79V78H41ZM50 78H48V81H49ZM76 79V77H75ZM94 80H96L95 76L93 77ZM156 79V77H155ZM23 80V79H22ZM31 80V79H30ZM35 80V79H34ZM44 80V79H43ZM55 80V79H54ZM54 80H51L49 82L52 83V81ZM63 80V79H62ZM94 80H91V81H94ZM133 80V78H132ZM9 81V80H8ZM11 81V80H10ZM27 81V80H26ZM64 81V80H63ZM86 81V80H85ZM117 81H119L117 79ZM116 81V82H117ZM139 81V80H138ZM154 81L153 79L151 80V82ZM28 82V81H27ZM33 82V81H32ZM38 82V81H37ZM48 82V83H49ZM57 82V81H56ZM56 82L54 81V83L56 84ZM105 82V81H104ZM11 83V82H10ZM20 83V82H19ZM23 83V82H22ZM25 83V82H24ZM31 83V82H30ZM52 83V85L54 84ZM75 83V82H74ZM89 83V82H88ZM98 83V82H96ZM119 83V82H118ZM160 83V82H159ZM7 84V83H6ZM54 84V85H55ZM61 84V83H59ZM87 84V83H86ZM95 84V83H94ZM94 84H92L94 86ZM2 85V84H1ZM17 85V84H16ZM26 85V84H25ZM48 85V84H47ZM46 85V86H47ZM76 85V83L74 84ZM98 85V84H97ZM100 85V84H99ZM116 85V84H115ZM18 86V85H17ZM30 86V85H29ZM58 86V85H57ZM107 86V85H106ZM118 86V85H117ZM158 86V85H157ZM160 86V87H161ZM3 87V86H1ZM43 87V86H42ZM49 87V86H48ZM97 87V86H95ZM110 87V86H109ZM121 87V86H120ZM159 87V88H160ZM30 88V87H28ZM33 88V87H32ZM71 88V87H70ZM100 88V87H98ZM21 89H23V86L21 87L20 85L17 87V91H18V95L20 94L21 92ZM36 89V88H35ZM38 89V88H37ZM40 89V88H39ZM59 89H60V86H59ZM63 89V87H62ZM110 89V88H108ZM82 90V89H81ZM92 90V89H91ZM101 90V88L99 89ZM111 90V89H110ZM118 90V89H116ZM6 91V90H5ZM14 91V90H13ZM38 91V90H37ZM47 91V90H46ZM120 91V90H119ZM118 91V92H119ZM23 92V91H22ZM29 92V91H28ZM72 92V91H71ZM95 92V91H94ZM109 92V90H108ZM117 92V91H116ZM41 93V92H40ZM39 93V94H40ZM61 93V92H60ZM91 93V92H90ZM89 93V94H90ZM99 93V92H98ZM101 93V91H100ZM159 93V92H158ZM157 93V95H158ZM5 94V93H4ZM3 94V95H4ZM23 94V93H22ZM38 94V93H37ZM42 94V93H41ZM67 94V93H66ZM70 94V93H69ZM68 94V95H69ZM88 94V95H89ZM94 94V93H93ZM8 95V94H7ZM11 95V94H10ZM44 95V93H43ZM65 95V94H64ZM63 95V96H64ZM39 96V95H38ZM57 96V95H55ZM95 96V95H94ZM99 96V94L97 95ZM102 96V95H101ZM104 96V94H103ZM102 96V97H103ZM7 97V96H6ZM13 97V96H12ZM19 97V96H18ZM33 97V96H32ZM51 97V96H50ZM53 97V96H52ZM72 97V96H71ZM79 97V96H78ZM91 97V96H90ZM100 97V96H99ZM5 98V96H4ZM26 98V97H25ZM114 98H115V95H114ZM118 98V97H116ZM18 99V98H17ZM52 99V98H51ZM50 99V100H51ZM102 99V98H101ZM104 99V97H103ZM106 99V98H105ZM130 99V98H129ZM10 100V99H9ZM26 100V99H25ZM82 100V99H81ZM94 100V99H93ZM99 100V99H98ZM21 101V100H20ZM69 100H67L68 102ZM158 101V99H157ZM66 102V103H67ZM3 103V102H2ZM16 103L19 105L20 102L17 100ZM70 103V102H69ZM68 103V104H69ZM72 103V102H71ZM101 104V102H99ZM115 103V102H114ZM117 103V102H116ZM31 104V103H30ZM29 104V105H30ZM46 104V103H45ZM65 104V103H64ZM77 104V103H76ZM91 104V103H90ZM99 104V105H100ZM110 104V103H109ZM28 105V106H29ZM51 105V104H50ZM53 105V104H52ZM102 105V104H101ZM5 106V105H4ZM71 106V105H70ZM74 106V105H73ZM78 106V105H77ZM97 106V105H95ZM107 106V105H106ZM113 106V105H112ZM1 107V105H0ZM3 107V106H2ZM27 107V106H26ZM34 107V105H33ZM54 108V106H52ZM69 107V106H68ZM86 107V106H85ZM94 107V106H93ZM104 107V106H103ZM110 107V106H108ZM4 108V107H3ZM7 108V107H6ZM49 108V107H48ZM98 108V107H96ZM110 108H113V107H110ZM2 109V108H1ZM5 109V108H4ZM22 109H24L22 107ZM27 109V108H25ZM29 110L31 108H28ZM55 109V108H54ZM52 109V110H54ZM68 109H71V108H68ZM106 109V108H105ZM33 110V109H32ZM48 110V109H47ZM89 110V109H88ZM99 110V109H98ZM28 111V110H27ZM56 111H58L56 109ZM68 111V110H67ZM96 111V110H95ZM94 111V112H95ZM9 111H7L8 113ZM11 112V111H10ZM13 112V111H12ZM18 112V111H17ZM25 112V111H24ZM42 112V111H41ZM40 112V113H41ZM93 112V111H92ZM50 113V112H49ZM59 113V112H58ZM111 113V112H110ZM21 114V113H20ZM84 114V113H83ZM97 114V112H96ZM10 115V113L8 114ZM65 115V114H64ZM68 115V114H67ZM95 115V114H93ZM99 115V114H97ZM12 116V114H11ZM23 116V115H21ZM29 116V115H28ZM32 116V115H31ZM57 116V115H56ZM144 116H147L148 117V114L147 112H144ZM10 117V116H9ZM14 117V116H13ZM17 117V115H16ZM24 117V116H23ZM21 117V118H23ZM85 117V116H84ZM100 117V116H99ZM104 117V116H103ZM110 117V116H109ZM2 118V117H0ZM5 118V115L4 117ZM27 119V117H25ZM24 118V119H25ZM48 118V117H47ZM93 118V117H92ZM98 118V117H97ZM95 117V119H97ZM112 118V117H110ZM8 120V118H5ZM15 119V118H14ZM13 119V120H14ZM29 119V118H28ZM67 119V118H66ZM99 119V118H98ZM97 119V120H98ZM101 119V118H100ZM104 119V118H102ZM17 120V119H16ZM52 120V119H51ZM50 120V122H51ZM62 120V119H61ZM79 120V119H78ZM1 121V120H0ZM58 121V120H57ZM95 121V120H94ZM104 122H106V120L104 119L103 120ZM21 122V121H20ZM68 122V121H67ZM82 122V121H81ZM102 122V121H101ZM101 123V124H104ZM19 123V122H18ZM25 123V122H24ZM22 123V124H24ZM95 123H98V122H95ZM100 123V122H99ZM110 123V122H109ZM14 124V123H13ZM11 124V125H13ZM20 124V123H19ZM18 124V125H19ZM27 124V123H26ZM57 124V122H56ZM9 125V128H10V124H7ZM17 125V126H18ZM16 126V125H15ZM15 126H11L13 127V129L15 128ZM61 126V125H60ZM70 126V125H69ZM91 126V125H90ZM89 126V127H90ZM104 126V125H102ZM107 126V125H106ZM2 127V126H1ZM0 127V128H1ZM51 127V126H50ZM85 127V126H84ZM53 128V127H52ZM71 128V127H70ZM97 128V127H96ZM102 128V127H101ZM3 129V128H2ZM12 129V128H11ZM19 129V128H18ZM25 129V128H24ZM27 129V128H26ZM30 129V128H29ZM72 129V128H71ZM77 129V127H76ZM45 130V129H44ZM54 130V129H53ZM52 130V131H53ZM59 130V129H58ZM109 130V129H108ZM7 131V129H6ZM31 130H29L28 133H30ZM66 131V130H65ZM73 131V130H72ZM77 131V130H76ZM91 132V130H88ZM88 131L86 132L87 134L86 135H89L88 134ZM101 131V130H100ZM151 131V130H149ZM12 132V131H11ZM18 132V131H17ZM25 132V131H24ZM47 132V131H46ZM50 132V131H49ZM57 132V131H56ZM60 132V131H59ZM95 133V131H93ZM104 132V131H103ZM102 132V133H103ZM106 132V131H105ZM109 132V131H108ZM107 132V133H108ZM48 133V132H47ZM72 133V132H71ZM10 134V133H9ZM20 134V133H19ZM56 134V133H55ZM81 134V133H80ZM91 134V133H90ZM93 134V133H92ZM91 134V135H92ZM101 134V133H100ZM99 134V135H100ZM104 134V133H103ZM151 134V132L149 133ZM15 135V134H14ZM22 135V134H21ZM20 135V137H21ZM31 135V134H30ZM64 135V134H63ZM70 135V133H69ZM19 136V135H18ZM71 136V135H70ZM85 136V135H84ZM94 136V134H93ZM101 136V135H100ZM4 137V136H3ZM49 137V136H48ZM57 137V136H56ZM76 137H79V136H76ZM82 137V136H80ZM86 137V136H85ZM90 137V136H89ZM22 138V137H21ZM51 138V137H50ZM68 138V137H67ZM3 139V138H1ZM24 139V138H23ZM65 139V137H64ZM84 139V137H83ZM101 139V138H100ZM7 140V138H6ZM16 140V139H15ZM22 140V139H21ZM30 140V139H29ZM57 140H60V139H57ZM56 140V141H57ZM98 140V137H90V139L88 141H84L81 143H79V145H76V147L74 148V151L75 153L73 154V163H79L81 164V162H83V159H84V156L86 154V152L91 149L94 145L96 146V142ZM108 140V139H107ZM9 141V140H8ZM24 142H26L25 140H23ZM22 141V142H23ZM55 141V143H56ZM81 141V140H80ZM79 142V141H78ZM77 142V143H78ZM10 143V142H9ZM18 143V142H17ZM21 143V142H20ZM27 143H29L27 141ZM53 143V142H52ZM59 143V142H58ZM72 143V141L70 142ZM76 143V144H77ZM96 143V144H95ZM22 144V143H21ZM67 144V143H66ZM69 144V143H68ZM75 144V143H74ZM101 144V143H100ZM11 145V144H10ZM20 145V144H19ZM51 144H49L50 146ZM53 145V144H52ZM72 145V144H71ZM23 146V145H22ZM21 146V147H22ZM27 146V145H26ZM60 146V145H59ZM99 146V145H98ZM30 146H28L29 148ZM55 147V146H54ZM71 147V146H70ZM69 147V148H70ZM73 147V146H72ZM105 147V146H104ZM110 147V146H109ZM3 148V147H2ZM7 148V147H6ZM10 148V147H9ZM19 148V147H18ZM17 148V149H18ZM25 148V147H24ZM33 148V147H32ZM95 148V147H94ZM112 148V147H111ZM21 149V148H20ZM38 149V148H37ZM58 149V147H57ZM98 149V148H97ZM107 149V148H106ZM3 150V149H2ZM15 150V149H14ZM30 150L31 154H32V150L31 148L28 149ZM28 150L26 151L28 153ZM56 150V149H55ZM59 151V150H58ZM56 152V153H59V152ZM67 151V150H66ZM69 151V150H68ZM71 151V150H70ZM73 151V152H74ZM97 151V150H96ZM116 151V150H115ZM13 152V151H12ZM55 152V151H53ZM61 152V151H60ZM20 153V152H19ZM18 153V154H19ZM22 153V151H21ZM25 153V152H24ZM72 153V152H71ZM97 153V152H96ZM2 154V152H1ZM7 154V153H6ZM6 154L4 156H6ZM23 154V153H22ZM31 154H29L31 156ZM55 154V153H54ZM92 154V153H91ZM3 155V154H2ZM13 155V154H12ZM27 154H25L24 157H26ZM28 155V156H29ZM69 155V154H68ZM98 155V154H97ZM37 156V155H36ZM87 156V155H86ZM110 156V155H108ZM33 157V156H32ZM53 157V155H52ZM57 157V156H55ZM70 157H72L70 155ZM91 157V156H90ZM113 157V156H112ZM8 158V157H7ZM19 158V157H18ZM17 158V159H18ZM86 158V157H85ZM101 158V157H100ZM111 158V157H110ZM13 159V158H12ZM29 160L31 161L32 159H30V157L28 158V160L26 159V161L29 162ZM217 160V166L214 168V164L216 163H213ZM10 161V160H9ZM14 161V160H13ZM67 161V160H66ZM72 161V160H71ZM102 161V160H101ZM107 161V160H106ZM145 161V160H144ZM263 161V160H262ZM3 162H4V158H3ZM19 162V161H18ZM22 162V161H21ZM25 162V161H24ZM23 162V163H24ZM68 162V161H67ZM103 162V161H102ZM17 163V162H15ZM21 163V164H23ZM39 163V162H38ZM72 163V162H71ZM72 163V164H73ZM139 163V162H138ZM147 163V162H146ZM145 163V164H146ZM20 164V163H19ZM28 164V163H27ZM30 164V163H29ZM35 164V163H34ZM71 164V165H72ZM130 164V163H129ZM3 165V163H2ZM18 165V164H16ZM31 165V164H30ZM70 165V164H69ZM92 165V164H91ZM102 165V164H101ZM135 165V164H133ZM140 165V164H139ZM138 165V166H139ZM144 165V163H143ZM127 166V165H126ZM132 166V165H131ZM137 166V165H136ZM134 166V167H136ZM147 166V164H146ZM149 166V165H148ZM258 166V165H257ZM24 167V165H23ZM31 167V166H30ZM29 167V169H30ZM51 167V166H50ZM57 167V166H56ZM152 167V166H151ZM256 167V165H255ZM18 168V167H17ZM25 168V167H24ZM26 168H28V166H26ZM103 168V167H102ZM100 168V169H102ZM116 169V167H114ZM121 168V166H120ZM119 168V169H120ZM123 168V167H122ZM140 168V167H139ZM142 168V166H141ZM149 168V167H148ZM254 168V167H253ZM4 168H2L3 170ZM22 169V168H21ZM34 169V168H33ZM58 169V168H57ZM61 169V168H60ZM128 169V168H127ZM146 169V168H145ZM151 169V168H149ZM12 170V169H11ZM17 169H15L16 171ZM50 170V169H49ZM54 170V169H53ZM78 170V169H77ZM110 170V169H109ZM132 170V169H131ZM148 170V169H147ZM158 169H156L157 171ZM7 171V170H6ZM60 171V170H59ZM115 171V170H114ZM123 171V170H122ZM141 171V170H140ZM144 171V170H143ZM153 171V170H151ZM2 172V171H1ZM4 172V171H3ZM26 172V170L24 171ZM29 171H27L28 173ZM91 172V171H90ZM116 172V171H115ZM118 172V171H117ZM125 172V171H124ZM128 172V171H127ZM131 172V171H130ZM135 172V171H134ZM149 172V171H148ZM10 173V172H9ZM8 173V174H9ZM13 172H11L12 174ZM16 173V172H15ZM13 173V175L15 174ZM34 173V172H33ZM50 173V172H49ZM48 173V174H49ZM71 173V172H70ZM79 177H81V179L83 178L84 175V172L83 170H81V168H79ZM113 173V172H112ZM126 173V172H125ZM147 173V172H146ZM3 174V173H2ZM59 174V173H58ZM122 174V173H121ZM10 175V174H9ZM9 175H6V174H3V179H2V175L0 176V182L2 180L4 186L6 187V189L8 190H12V188L14 187H17L19 185L23 186V184L26 185V182H20L19 179L18 181H12L10 176ZM16 175V174H15ZM14 175V176H15ZM31 175V174H30ZM117 175V174H116ZM115 175V176H116ZM135 175V174H134ZM140 175V174H139ZM23 176V175H22ZM28 176V175H27ZM35 176V175H34ZM54 176V175H53ZM133 176V174H132ZM145 176V175H143ZM19 177V176H18ZM30 177V176H29ZM43 177V176H42ZM51 177V176H50ZM78 177V178H79ZM129 178L130 175L128 176ZM45 178V177H44ZM44 178H43V181H44ZM74 178V177H73ZM124 178V177H123ZM136 178V177H135ZM62 179V178H61ZM88 179V178H87ZM126 179V177H125ZM133 179V178H132ZM145 179V178H144ZM38 180V179H37ZM78 180V179H77ZM84 180V179H83ZM107 180V179H106ZM120 180V178H119ZM153 180V179H152ZM46 181V180H45ZM79 181V180H78ZM77 181V182H78ZM92 181V180H91ZM132 181V180H131ZM37 182V181H36ZM58 182V181H57ZM61 182V181H59ZM64 182V181H63ZM70 182V181H69ZM122 182V181H121ZM128 182V180H127ZM156 182V181H155ZM62 183V182H61ZM80 183V182H78ZM77 183V184H78ZM89 183V182H88ZM118 183V182H117ZM123 183V182H122ZM148 183V182H147ZM154 183V182H153ZM18 184V185H17ZM44 184V183H43ZM46 184V183H45ZM48 184V183H47ZM64 184V183H63ZM92 184V183H91ZM104 184V183H103ZM121 184V183H120ZM156 184V183H155ZM154 184V186H155ZM231 184L232 182H230V186L226 187L227 189H229V187H231ZM237 184V185H236ZM17 185V186H16ZM34 185V184H33ZM52 185V184H51ZM59 185V184H58ZM79 185V184H78ZM97 185V184H96ZM28 186V184H27ZM36 186V185H35ZM66 186V185H65ZM68 189H63L64 190V202L66 205L68 206H74L75 202H76V198L80 195H83L87 192L90 191V187L92 186H88L87 184L85 185L83 182L80 186V188H75V189H71L70 188V185H67ZM75 186V185H74ZM125 186V185H124ZM127 186V184H126ZM243 186V185H242ZM241 186V188H242ZM43 187V186H42ZM57 187V186H56ZM63 187V186H62ZM79 187V186H78ZM135 187V186H133ZM139 187V186H138ZM137 187V188H138ZM234 187V186H233ZM233 187H232V190H233ZM23 188V187H22ZM94 188V187H93ZM144 188V187H143ZM151 188V187H150ZM224 188V187H223ZM235 188V189H236ZM24 189V188H23ZM43 189V188H42ZM41 189V190H42ZM100 189V188H99ZM125 189V188H124ZM129 189V188H128ZM133 189V188H132ZM130 189V190H132ZM145 189V188H144ZM147 189V188H146ZM154 189V188H153ZM219 189V188H218ZM32 190V189H31ZM59 190V189H58ZM92 190V189H91ZM104 190H106L104 188ZM129 190V191H130ZM138 190V189H137ZM149 190V189H147ZM152 190V189H151ZM220 191H218V193L216 194H219V192H222L221 189H219ZM226 190V189H225ZM230 192H231V188L229 189ZM240 190V189H239ZM243 190V189H242ZM241 190V191H242ZM13 191V190H12ZM19 191V190H18ZM23 191V190H22ZM34 191V190H33ZM107 191V190H106ZM127 191V190H126ZM227 191V190H226ZM9 192V191H8ZM40 192V191H39ZM61 192V191H59ZM125 192V191H124ZM128 192V191H127ZM225 192V191H224ZM236 192V191H235ZM13 193V192H12ZM25 193V192H23ZM27 193V192H26ZM42 193V192H41ZM55 193V192H54ZM123 193V192H122ZM143 193H145L143 191ZM142 193V194H143ZM148 193V192H147ZM146 193V194H147ZM152 193V192H151ZM228 193V192H227ZM237 193V192H236ZM240 193V192H239ZM239 193H237V195H239ZM35 194V193H34ZM91 194V193H90ZM100 194V193H99ZM135 194V192L133 193ZM138 194V193H137ZM141 193H139L140 195ZM149 194V193H148ZM148 194L146 195L148 197ZM153 194V193H152ZM219 194V195H220ZM1 195V194H0ZM3 195V194H2ZM38 195V194H37ZM40 195V193H39ZM43 195V194H42ZM62 195V193H61ZM95 195V194H94ZM121 195V194H120ZM124 195V194H123ZM130 195V193L128 194ZM214 195V197L216 198H213L212 196ZM226 195V194H225ZM236 194L233 195L234 197V200L235 197L238 199V196ZM249 195V194H248ZM10 196V195H9ZM60 196V193L59 195ZM151 196V195H149ZM226 196H231V194L229 195H226ZM240 196V195H239ZM11 197L12 194H11ZM24 197H27L24 195ZM56 197V196H55ZM84 197V196H82ZM130 197V196H129ZM152 197V196H151ZM155 197V196H154ZM153 197V199H154ZM242 197V196H241ZM7 198V197H6ZM10 198V197H8ZM122 198V197H121ZM137 198V197H136ZM229 198V197H228ZM227 198V199H228ZM245 198V197H244ZM35 199V198H34ZM33 199V200H34ZM39 199V198H38ZM37 199V201H38ZM57 199V197L55 198ZM95 199V198H94ZM107 199V198H106ZM124 199V198H123ZM134 199V198H133ZM141 199V198H140ZM146 199V198H145ZM149 199V198H148ZM147 199V200H148ZM231 199V198H230ZM240 199V197H239ZM11 200V198L9 199ZM46 200V199H44ZM50 200V199H49ZM109 200V199H108ZM122 200V199H121ZM142 200L143 197H142ZM151 200V198H150ZM26 201V199H25ZM36 201V203H37ZM47 201V200H46ZM57 201V200H56ZM123 201V200H122ZM139 201V200H138ZM146 201V200H145ZM144 201V202H145ZM232 201V200H231ZM237 201V200H236ZM6 202V201H5ZM9 202V201H8ZM14 202V200H13ZM29 202V201H28ZM27 202V203H28ZM43 202V201H42ZM51 202V201H49ZM63 202V203H64ZM121 202V201H120ZM134 202L131 200V203ZM136 202V201H135ZM140 202V201H139ZM143 202V201H142ZM147 202V201H146ZM150 202V201H149ZM148 202V203H149ZM2 203V202H1ZM15 203V202H14ZM40 203V201H39ZM44 203V202H43ZM58 203V202H57ZM62 203V202H61ZM62 203V204H63ZM109 203V202H108ZM112 203V202H110ZM109 203V204H110ZM124 203V202H123ZM237 203V202H235ZM4 204V203H3ZM26 204V203H25ZM56 204V203H55ZM61 204V205H62ZM102 204V203H101ZM134 204V203H133ZM144 204V203H143ZM146 204V203H145ZM222 204V203H221ZM224 204V203H223ZM225 204H227V201L225 202ZM231 206H232V202L230 203ZM229 204V205H230ZM7 205V204H6ZM9 205V203H8ZM33 205V204H32ZM52 205V204H51ZM64 205V204H63ZM114 205V204H113ZM112 205V206H113ZM117 205V204H116ZM115 205V206H116ZM135 205V204H134ZM157 205V206H156ZM233 205H235L233 203ZM3 206V205H2ZM5 206V205H4ZM13 206V205H12ZM15 206V205H14ZM27 206H30V205H26V209H27ZM60 206V205H59ZM88 206V205H87ZM132 206V205H131ZM211 206V207H210ZM219 206V205H218ZM218 206H215V207H218ZM223 207V205H220ZM231 206H227L229 207V210H230V207ZM8 207V206H6ZM31 207V206H30ZM33 207L35 208L36 206L33 205ZM44 207V206H42ZM41 207V208H42ZM50 207V206H49ZM61 207V206H60ZM64 207V206H63ZM97 207V206H96ZM210 207V208H209ZM233 207V206H232ZM241 207V206H240ZM3 208V207H2ZM15 208V207H13ZM39 208V207H37ZM66 210L68 209L67 206H65ZM71 208V207H70ZM69 208V210H70ZM81 208V207H80ZM101 208V207H100ZM135 207H133L134 209ZM8 209V208H7ZM22 209V208H20ZM26 209H22L21 211H24ZM29 209V207H28ZM28 209H27V212H28ZM52 209V208H51ZM55 209V207H54ZM74 209V208H73ZM216 209V208H213V210ZM219 209V207H218ZM227 209V208H226ZM241 209V208H240ZM1 210V209H0ZM10 210V208H9ZM12 210H16V209H12ZM18 210V209H17ZM31 210V208H30ZM34 210V209H33ZM32 211H29L30 213L33 212ZM44 210V209H43ZM57 210V209H56ZM55 210V211H56ZM61 210V209H60ZM103 210V209H102ZM200 210V211H199ZM201 210H204L206 211V215H205V219L203 217L204 220H201V219H196L198 216H200V212ZM229 210L225 211L228 212ZM232 210V209H231ZM46 211V210H44ZM73 211V210H72ZM94 211V210H93ZM120 211V210H119ZM133 211V210H131ZM203 211V212H204ZM238 211V210H237ZM236 211V213H237ZM3 212V211H2ZM16 212V211H15ZM14 212V213H15ZM25 212V211H24ZM36 212V210H35ZM38 212V211H37ZM58 212V211H57ZM56 212V213H57ZM65 212V211H64ZM67 212V211H66ZM65 212V214H66ZM71 212V210H70ZM75 211H73L74 213ZM149 212V213H148ZM210 212V211H209ZM218 212V211H217ZM232 211H229V215ZM14 213H12L11 215H13ZM41 214V211L38 212ZM55 213V214H56ZM68 213V212H67ZM84 213V212H83ZM82 213V214H83ZM100 213V212H99ZM144 213H148L147 215V218H144V222L142 224L140 223H137L138 221V218L141 217ZM212 213V212H211ZM245 213V212H243ZM240 214L241 216V219L245 216ZM29 214V213H27ZM34 214V213H33ZM44 214V213H43ZM54 214V215H55ZM60 214V213H59ZM62 214H64L62 212ZM64 214V215H65ZM70 214V213H69ZM67 214V215H69ZM86 214V213H85ZM101 214V213H100ZM113 214V212H112ZM210 214V213H208ZM9 215V217L11 216ZM26 215V213H25ZM29 215H32V214H29ZM45 215V214H44ZM50 215V214H49ZM125 215V214H124ZM227 215V213L225 214ZM233 214H231L230 216L231 217H235V216H232ZM243 215V216H242ZM6 216V215H5ZM84 216V215H83ZM103 216V215H101ZM99 216V217H101ZM210 216V215H209ZM220 216V215H219ZM8 217V216H7ZM12 217V216H11ZM34 217V216H33ZM40 217V216H39ZM62 217V216H61ZM64 217V216H63ZM62 217V219H63ZM65 217L67 218L65 221L69 220V218L71 217H68L65 215ZM81 217V216H80ZM80 217L78 218L80 220ZM226 218V216H224ZM229 217V216H228ZM227 217V218H228ZM229 217V218H231ZM239 217V218H240ZM5 218V217H4ZM13 218V217H12ZM11 218V219H12ZM18 218V217H17ZM21 218V217H20ZM75 218V217H74ZM82 218V217H81ZM85 218V217H84ZM95 218V217H94ZM121 218V217H120ZM215 218L217 221H215ZM228 218V219H229ZM8 219V218H7ZM5 219V221L7 220ZM14 219V218H13ZM77 219V220H78ZM89 219V218H88ZM92 219V217H91ZM141 219V218H139ZM211 219V218H210ZM238 219V218H237ZM239 219V222L240 223V220ZM3 220V219H1ZM10 220V219H9ZM34 220V219H33ZM36 220V219H35ZM46 220V218H45ZM55 220V219H54ZM59 220H60V217H59ZM113 220V219H112ZM143 220V218H142ZM232 221V219H230ZM233 220H236V218H233ZM245 220V219H244ZM244 220H242L241 222H243ZM13 221V220H12ZM70 221V220H69ZM68 221V222H69ZM115 221V220H113ZM6 222H9L8 220ZM15 222V221H14ZM28 222V221H26ZM34 222V221H32ZM40 222V221H39ZM54 222V221H53ZM60 222V221H59ZM64 222V221H63ZM74 222V221H73ZM80 222V221H79ZM79 222H77L79 224ZM84 222V221H83ZM89 222V221H88ZM100 222V221H99ZM217 222L216 226L214 225V223ZM228 222V221H227ZM230 222V221H229ZM228 222V224H230ZM236 222V223H237ZM45 223V221H44ZM55 223V222H54ZM62 223V222H60ZM65 223V222H64ZM101 223V222H100ZM99 223V224H100ZM38 224V223H36ZM48 225V223H46ZM67 224V222H66ZM82 224V222H81ZM126 224V225H127ZM244 225V223H242ZM241 224V225H242ZM3 225V224H2ZM5 227H6V224H4ZM9 225V224H8ZM14 225V224H13ZM25 225V224H24ZM68 225V224H67ZM71 225V223H70ZM93 225V224H92ZM101 225V224H100ZM235 226H233V228L229 231L226 232V234H224V236L226 237H222V238H225L226 242L227 240L231 242H233L231 245H233L234 243H236V249L238 251V254L240 252L241 257L243 258V255L247 256L245 258H243L245 261L242 262V264H264V238H257V236H251L249 235L250 232L248 233L247 231L244 232V226L242 227L241 225H237V224H233ZM30 226V224H29ZM53 226V225H52ZM57 226V225H56ZM72 226V225H71ZM109 226V225H108ZM210 226V227H209ZM246 226V225H245ZM100 227V226H99ZM224 227V226H223ZM230 227H231V224H230ZM248 227V226H247ZM4 228V227H3ZM7 228V227H6ZM44 228V227H43ZM47 228V227H46ZM111 228V227H110ZM225 228V227H224ZM226 228V229H227ZM252 228V227H251ZM41 229V227H40ZM73 228H71L72 230ZM96 229V228H95ZM99 229V228H98ZM246 229V228H245ZM253 229V228H252ZM257 229V228H256ZM1 230V229H0ZM7 230V229H5ZM3 230V231H5ZM11 230V229H10ZM49 230V228H48ZM80 230V229H79ZM101 230V229H100ZM108 230V229H107ZM127 230V231H128ZM215 230V232H216ZM225 230V229H224ZM247 230L249 231L250 229L247 228ZM9 231V230H8ZM34 231V230H32ZM45 231V230H44ZM51 231V230H50ZM103 231V230H102ZM122 231V230H121ZM219 231V230H218ZM217 231V233H218ZM27 232V231H26ZM35 232V231H34ZM74 232V231H73ZM109 232V231H108ZM107 232V233H108ZM128 232V233H130ZM221 234H222V231H220ZM219 232V233H220ZM248 234H247V233ZM3 233V232H2ZM25 233V232H24ZM29 233V232H28ZM95 233V232H94ZM102 233V232H101ZM100 233V235H101ZM112 233V232H111ZM122 233V232H121ZM125 233V231H124ZM127 233V232H126ZM216 233V234H217ZM218 233V234H219ZM5 234V233H4ZM14 234V233H13ZM16 234V232H15ZM46 234V233H45ZM56 234V232H55ZM97 234V233H96ZM219 234V235H221ZM245 234V235H244ZM260 234V233H259ZM47 235H50L49 233ZM67 235V234H66ZM84 235V234H83ZM86 235V234H85ZM92 235V234H91ZM110 235V234H109ZM132 235V234H131ZM258 235V234H257ZM9 236V234H8ZM87 236V235H86ZM104 236V235H103ZM111 236V235H110ZM31 237V236H30ZM59 237V236H58ZM57 237V238H58ZM78 237V236H77ZM260 237V236H259ZM8 238V239H7ZM7 238H4L5 240H8L11 239L10 237H7ZM27 238V237H26ZM29 238V237H28ZM48 239V237H46ZM53 238V237H52ZM84 238V237H83ZM105 238V237H104ZM108 238V237H107ZM220 238V237H218ZM2 239V240H4ZM39 239V238H38ZM41 239V238H40ZM39 239V240H40ZM44 239V238H43ZM46 239V240H47ZM59 239V238H58ZM61 239V238H60ZM59 239V240H60ZM66 239V238H65ZM70 239V237H69ZM73 239V238H72ZM79 239V238H78ZM94 239V238H93ZM110 239V238H109ZM28 240V239H27ZM45 240V241H46ZM51 240V239H50ZM58 240V242H59ZM76 240V238H75ZM101 240V239H100ZM12 241V239H11ZM32 241V240H31ZM77 241V240H76ZM80 241V240H79ZM224 241V240H221V242ZM236 241V242H235ZM3 242V241H2ZM6 242V241H4ZM27 242V241H26ZM43 242V241H42ZM52 242V240H51ZM50 242V243H51ZM55 242V241H54ZM53 242V243H54ZM63 242V241H62ZM74 242V241H73ZM93 242V241H92ZM91 242V243H92ZM109 242V240H108ZM214 242V241H213ZM220 242V241H219ZM1 243V241H0ZM11 243V242H10ZM13 243V242H12ZM25 243V241H24ZM29 243V242H28ZM47 243V242H45ZM49 243V244H50ZM77 243V242H76ZM110 243V242H109ZM48 244V246H49ZM52 244V243H51ZM56 244H57V241H56ZM78 244V243H77ZM87 244V243H86ZM214 244V243H213ZM0 245H3L2 243ZM8 245V242L6 244V246ZM10 245V244H9ZM68 245V244H66ZM75 245V244H73ZM95 245V244H94ZM108 245V244H107ZM106 245V246H107ZM216 245L217 242H216ZM229 245V243H228ZM238 245V247H237ZM13 246V245H12ZM29 246V245H28ZM45 246V245H44ZM43 246V247H44ZM64 245H62L63 247ZM87 246V245H86ZM91 246V245H90ZM234 246V245H233ZM32 247V245H31ZM46 247V246H45ZM52 247V246H51ZM77 247V246H76ZM103 247V246H102ZM105 247V246H104ZM218 247V246H217ZM225 247V246H224ZM223 247V248H224ZM4 248V247H3ZM11 248V247H10ZM15 248V246H14ZM49 249V247H47ZM67 248V247H65ZM88 248V246H87ZM110 247L108 246V249ZM226 248V247H225ZM228 249L230 248V245L227 247ZM1 249V247H0ZM5 249V248H4ZM4 249H1L0 251H3ZM8 249V247H7ZM30 249V248H29ZM28 249V250H29ZM33 249V248H32ZM74 249V248H72ZM211 249V248H210ZM235 249V250H236ZM6 250V249H5ZM21 250V249H20ZM50 250V249H49ZM58 250V249H57ZM75 250H78V249H75ZM133 250V251H134ZM212 250V249H211ZM231 251V249H229ZM234 250V251H235ZM47 251V250H46ZM46 251H44L43 253H45ZM134 251V252H135ZM210 251V250H209ZM221 251V250H220ZM18 252V250H17ZM30 252V251H29ZM49 252V251H48ZM61 252V250L59 251ZM66 253V251H64ZM72 252V251H71ZM74 252V251H73ZM77 252V251H76ZM98 255L100 254V251H98ZM113 252V251H112ZM201 252H204L205 255L202 256ZM5 253V252H4ZM42 253V252H41ZM40 253V254H41ZM58 253V252H57ZM69 253V252H68ZM79 253V252H78ZM111 253V251H110ZM146 255H150V254H147ZM162 253V254H163ZM208 253V252H207ZM218 253V252H217ZM216 253V254H217ZM230 253H233L230 252ZM237 253V252H236ZM26 254V253H25ZM31 254V253H30ZM47 254V253H46ZM52 254V253H51ZM59 254V253H58ZM160 254V253H159ZM211 254V253H209ZM214 254V253H213ZM228 254V253H227ZM235 254V253H234ZM237 254V256H238ZM239 254V255H240ZM2 255V254H1ZM16 255V254H15ZM38 255V254H37ZM43 255V254H42ZM49 255V254H48ZM70 255V254H68ZM77 255H81L80 254H77ZM102 255V254H101ZM114 255V254H113ZM139 257H137V259L139 260V263L140 264H145L146 262L150 261L151 259V255L150 257L147 258V256H142L140 254L137 253ZM208 255V254H207ZM206 255V256H207ZM218 255V254H217ZM233 255V254H232ZM31 256V255H29ZM44 256V255H43ZM51 256V255H50ZM73 256H75L76 258V254ZM78 256V257H79ZM110 256V255H109ZM136 256V255H135ZM205 256V257H206ZM220 256V255H219ZM218 256V257H219ZM223 256V255H222ZM226 256V255H225ZM235 256V255H234ZM12 257V256H11ZM15 257V256H14ZM25 257H28V256H25ZM32 257V256H31ZM33 257H34V254H33ZM42 257V256H40ZM39 255H38V258H40ZM49 257V256H48ZM69 257V256H68ZM82 257V256H81ZM80 257V258H81ZM100 257V256H99ZM97 256L96 260L99 258ZM159 257H161L159 255ZM228 257V256H227ZM1 258V257H0ZM13 258V257H12ZM22 258V257H21ZM30 258V257H29ZM50 258V257H49ZM48 258V259H49ZM79 258V259H80ZM106 258V257H105ZM104 258V259H105ZM134 258V257H133ZM158 258V257H157ZM26 259V258H25ZM24 259V260H25ZM35 259V258H34ZM45 259V258H44ZM54 259V258H53ZM61 259V257H60ZM64 259V258H63ZM71 259V258H70ZM136 259V257H135ZM136 259V260H137ZM150 259V260H148ZM207 259V257H206ZM219 259V258H218ZM226 259V258H225ZM4 260V259H3ZM40 260V259H39ZM43 260V259H42ZM46 260V259H45ZM68 260V259H67ZM76 260V259H74ZM85 260V259H84ZM95 260V263L98 261ZM101 260V259H100ZM109 260V259H108ZM107 260V261H108ZM137 260V261H138ZM217 260V259H215ZM220 260V259H219ZM242 260V259H241ZM30 261V259H29ZM47 261H50L49 264H51V258L50 260H47ZM70 261V260H69ZM68 261V262H69ZM78 261V260H77ZM81 261V260H80ZM134 261V260H133ZM209 261V260H207ZM1 262V261H0ZM3 262V261H2ZM42 262V261H41ZM54 262V261H53ZM63 262V261H62ZM73 262V260H72ZM136 262V261H135ZM8 263V262H7ZM23 263V262H22ZM27 263L26 260L24 262V264ZM75 263V262H74ZM81 263H84V262H81ZM80 263V264H81ZM151 263V261L149 262ZM210 263V261L208 262ZM219 263V262H218ZM18 264H21L18 263ZM37 264H41L40 262H37ZM66 264V263H65ZM76 264V263H75ZM79 264V262H78ZM97 264H100L99 262ZM103 264V263H102ZM111 264V263H110ZM148 264V263H146ZM207 264V263H206ZM217 264V262H216ZM224 264V262H223ZM231 264V263H230ZM240 264H241V261H240Z\"/></svg>",
    "mask_w": 264,
    "mask_h": 264
},
{
    "label": "clouds",
    "instance_id": "9594fccd",
    "mask_svg": "<svg viewBox=\"0 0 264 264\" xmlns=\"http://www.w3.org/2000/svg\"><path fill=\"white\" fill-rule=\"evenodd\" d=\"M184 42L174 48L176 55L222 49L203 90L214 101H233L242 91L264 93V17L257 7L248 11L227 8L210 17L193 16L184 28Z\"/></svg>",
    "mask_w": 264,
    "mask_h": 264
}]
</instances>
